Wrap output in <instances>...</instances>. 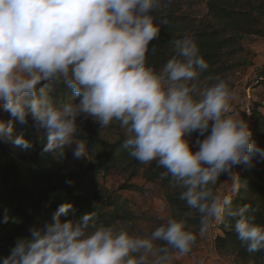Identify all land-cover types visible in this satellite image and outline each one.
Returning <instances> with one entry per match:
<instances>
[{"label": "clouds", "instance_id": "clouds-1", "mask_svg": "<svg viewBox=\"0 0 264 264\" xmlns=\"http://www.w3.org/2000/svg\"><path fill=\"white\" fill-rule=\"evenodd\" d=\"M165 4L0 0V110L10 117L0 119V141L33 148L32 141L16 134V125L31 118L46 136L42 153L63 157L75 145L73 157L88 159L78 138L81 124L91 117L101 132L118 122L126 130L122 147L128 154L142 164L155 161L166 170L162 176L182 190L179 198L199 214L200 237L226 216L238 217L234 231L246 251H262L264 225L254 223L250 205L232 204L241 188L234 169L254 167L256 158L264 160V148L235 111L238 94L226 80L198 84L209 65L193 38L172 41L174 55L159 70L148 65L149 46L167 24L154 13ZM51 82H62L75 102L54 101ZM222 175L229 194L215 188ZM76 211L63 203L50 220H38L3 264H173L197 242L185 220L168 215L159 216L160 226L141 236L125 227L98 225L94 213L64 219Z\"/></svg>", "mask_w": 264, "mask_h": 264}, {"label": "trees", "instance_id": "trees-1", "mask_svg": "<svg viewBox=\"0 0 264 264\" xmlns=\"http://www.w3.org/2000/svg\"><path fill=\"white\" fill-rule=\"evenodd\" d=\"M192 10L189 1L166 0L165 6L154 13L158 20L164 19L167 24L161 26L159 38L152 42L155 52L152 44L149 46V66L159 70L174 55L172 41L187 36L197 42L209 65L198 82L218 77L226 80L228 76L254 67L256 54L246 43L250 39L264 38V0H208L204 3L203 14L194 15ZM247 90L251 92L248 125L253 140L264 148V64L254 72ZM50 95L56 102H75L71 90L62 82H51ZM16 134H23L32 141L33 148L25 150L0 141V264L11 254L18 238L29 236L28 229L38 220H50L63 203H71L77 209L75 216L64 217L65 220H79L86 213H94L97 224L104 226L136 220L127 200L120 195H109L98 185L97 178L110 171L127 177L128 181L140 179L161 192L167 203L185 218L189 231L197 235L190 253L205 241L206 236H199V214L179 198L182 190L171 185L170 177L162 176L166 170L155 161L142 164L132 158L122 147L126 136L109 144L79 135L92 151L93 162L82 173L65 174L62 157L52 152L42 153L46 136L33 126L31 118L28 124L16 125ZM197 135L194 133L190 137L194 151L198 150L195 147ZM235 171L240 174L241 188L233 197L232 207L250 205L254 223L264 225V160L256 158L254 167L239 165ZM220 179L215 188L229 194L230 184L224 182L227 178L222 175ZM67 180L74 183L69 186ZM120 191L146 193L143 187L129 182ZM238 219L226 216L221 224L210 229L213 250L233 264H264V250L249 253L237 238L234 225Z\"/></svg>", "mask_w": 264, "mask_h": 264}, {"label": "rangeland", "instance_id": "rangeland-1", "mask_svg": "<svg viewBox=\"0 0 264 264\" xmlns=\"http://www.w3.org/2000/svg\"><path fill=\"white\" fill-rule=\"evenodd\" d=\"M193 5L192 14H203L204 3L208 0H186ZM247 47L256 54L254 60V67L245 70L243 72L235 73L228 76L226 81L230 88L235 90L238 94V101L246 97V90L248 82L253 78L254 72L257 68L264 64V38L250 39L246 43ZM216 80H209L204 82H198L201 87L210 86ZM234 108L238 109L237 101L234 104ZM9 115L3 110H0V119H9ZM78 123L80 121L78 120ZM82 131L79 135H83L88 139H98L109 144L117 142L121 136H126V130L119 126L118 122H113L107 128L99 131L100 125L98 122H94L91 117L81 124ZM66 149L64 156L62 157V169L65 174L82 173L93 162L92 151L87 147L88 159H75L73 157V148ZM98 185L101 189L106 190L109 195H120L123 199L128 201L129 209L137 216V219L133 222L120 221L116 227H125L132 234L136 235H148L156 227L160 226L162 221L158 218L161 215H168L177 220H185V218L177 211L173 206L169 205L164 199L163 195L158 189H154L144 183L140 179L128 181L127 177L120 175L115 171H110L108 174L100 175L97 178ZM129 182L143 187L146 191L145 194L138 192H121L120 188ZM187 230H190L189 225L186 223ZM210 231V230H209ZM208 231L205 241L197 248L195 252L189 253L183 256H176L173 264H233L228 261H224L213 250L210 244V232Z\"/></svg>", "mask_w": 264, "mask_h": 264}, {"label": "built area", "instance_id": "built-area-1", "mask_svg": "<svg viewBox=\"0 0 264 264\" xmlns=\"http://www.w3.org/2000/svg\"><path fill=\"white\" fill-rule=\"evenodd\" d=\"M251 92L250 90L246 91V103L243 105V115L245 117L246 122H249V118H250V112H251ZM237 168V167H236ZM236 168L234 169V171L236 170Z\"/></svg>", "mask_w": 264, "mask_h": 264}, {"label": "crops", "instance_id": "crops-1", "mask_svg": "<svg viewBox=\"0 0 264 264\" xmlns=\"http://www.w3.org/2000/svg\"><path fill=\"white\" fill-rule=\"evenodd\" d=\"M242 100V99H241ZM241 100H237V105H238V113H240L241 117L245 120V117L243 115V105H244V102H245V99H243V103H241L242 101ZM246 121V120H245ZM207 235V234H206ZM205 235V236H206ZM207 237V236H206ZM210 237H211V233H210Z\"/></svg>", "mask_w": 264, "mask_h": 264}]
</instances>
